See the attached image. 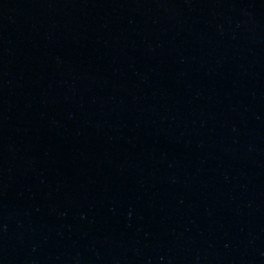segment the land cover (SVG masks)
<instances>
[{"label":"water","instance_id":"1","mask_svg":"<svg viewBox=\"0 0 264 264\" xmlns=\"http://www.w3.org/2000/svg\"><path fill=\"white\" fill-rule=\"evenodd\" d=\"M0 264H264V0H0Z\"/></svg>","mask_w":264,"mask_h":264}]
</instances>
